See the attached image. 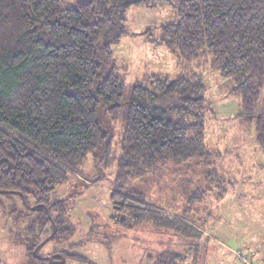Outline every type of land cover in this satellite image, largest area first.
<instances>
[{
    "label": "trees",
    "instance_id": "obj_1",
    "mask_svg": "<svg viewBox=\"0 0 264 264\" xmlns=\"http://www.w3.org/2000/svg\"><path fill=\"white\" fill-rule=\"evenodd\" d=\"M145 2L0 0V193L36 201L35 212L45 220L38 217L34 225L41 229L40 239L52 227L33 247L29 264H58V252L51 253L53 263L38 253L73 233L62 215L67 202L53 201V194L68 185L88 156L110 154L126 90L125 74L109 66L111 46L125 34L127 12ZM173 5L178 22L164 26L161 42L153 43L179 57L180 74L147 77L130 98L111 193L124 229L152 219L166 227L145 194L127 193L126 185L167 161L188 163L218 154L207 149L215 110L205 96L206 72L233 81L227 95L239 102L237 117L254 127L264 148V0ZM176 254L164 253L156 264H181Z\"/></svg>",
    "mask_w": 264,
    "mask_h": 264
},
{
    "label": "rangeland",
    "instance_id": "obj_2",
    "mask_svg": "<svg viewBox=\"0 0 264 264\" xmlns=\"http://www.w3.org/2000/svg\"><path fill=\"white\" fill-rule=\"evenodd\" d=\"M65 1L74 5L81 0ZM179 1L146 0L127 12L125 34L111 46L109 61L126 79L110 154L88 156L68 185L53 194V201L67 202L62 215L73 233L60 244L40 248L42 258L53 263L56 251L58 264H156L173 252L182 257L181 264H243L240 257L248 259L246 264H264V148L256 142L254 127L237 117L239 102L227 95L233 81L218 72L204 74L205 96L215 110L207 149L218 154L188 163L167 161L124 187L127 193H144L161 211L166 227L153 219L130 229L118 224L123 215L113 206L111 193L130 98L134 86L147 77L180 74L179 57L153 43L161 42L164 26L178 22L173 4ZM38 206L32 197L0 193V264H29L33 247L51 233L49 225L40 239L41 229L34 227L38 217L45 223L35 212Z\"/></svg>",
    "mask_w": 264,
    "mask_h": 264
},
{
    "label": "built area",
    "instance_id": "obj_3",
    "mask_svg": "<svg viewBox=\"0 0 264 264\" xmlns=\"http://www.w3.org/2000/svg\"><path fill=\"white\" fill-rule=\"evenodd\" d=\"M242 259L243 264H246L248 262V259L245 257H240Z\"/></svg>",
    "mask_w": 264,
    "mask_h": 264
},
{
    "label": "water",
    "instance_id": "obj_4",
    "mask_svg": "<svg viewBox=\"0 0 264 264\" xmlns=\"http://www.w3.org/2000/svg\"><path fill=\"white\" fill-rule=\"evenodd\" d=\"M51 262V261H50Z\"/></svg>",
    "mask_w": 264,
    "mask_h": 264
}]
</instances>
